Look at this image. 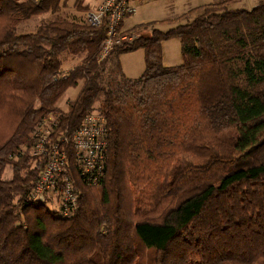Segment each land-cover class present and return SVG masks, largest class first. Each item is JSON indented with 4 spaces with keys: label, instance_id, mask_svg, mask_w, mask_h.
<instances>
[{
    "label": "trees",
    "instance_id": "trees-1",
    "mask_svg": "<svg viewBox=\"0 0 264 264\" xmlns=\"http://www.w3.org/2000/svg\"><path fill=\"white\" fill-rule=\"evenodd\" d=\"M232 2L194 7L100 58L105 19L70 20L61 0H0V101L12 116L0 140V264H134L150 250L157 264H264V0ZM173 37L182 63L169 66L161 45ZM137 49L144 69L128 78L117 57ZM65 53L82 59L61 74ZM93 111L105 118L102 169L86 182L65 144L78 197L65 217L30 197L42 167L30 133L50 113L70 136Z\"/></svg>",
    "mask_w": 264,
    "mask_h": 264
},
{
    "label": "built area",
    "instance_id": "built-area-1",
    "mask_svg": "<svg viewBox=\"0 0 264 264\" xmlns=\"http://www.w3.org/2000/svg\"><path fill=\"white\" fill-rule=\"evenodd\" d=\"M35 2L39 0H33ZM89 6L85 10V20L91 25H98L105 19L106 39L100 58L104 57L115 39L118 26L134 8L129 0H85ZM54 115L43 117L30 133L29 152L41 162V171L30 189L32 200L54 205L65 217L73 215L78 209V197L73 184L66 174L67 154L65 144L71 141L75 149V160L83 179L92 184L97 181L95 173H100L106 152L105 118L93 111L87 113L79 126L67 136V132L55 133ZM50 208V207H49Z\"/></svg>",
    "mask_w": 264,
    "mask_h": 264
},
{
    "label": "rangeland",
    "instance_id": "rangeland-1",
    "mask_svg": "<svg viewBox=\"0 0 264 264\" xmlns=\"http://www.w3.org/2000/svg\"><path fill=\"white\" fill-rule=\"evenodd\" d=\"M209 0H134L133 4L135 6V12L127 15L118 26L119 31L115 35V39H119V42L122 41H132L135 37L145 36L148 31L151 29H159L161 31H166L172 27H175L178 24H181L186 21V19H178L179 16L188 12L190 9L196 7L197 4H201L203 2H208ZM61 10L60 14L68 19H80L83 21L85 18V11H81L77 9V2H81V6H89V4L85 0H61ZM257 0H234L230 4V7L235 5L234 7L251 9ZM87 6V8H88ZM86 8V9H87ZM85 9V10H86ZM53 17V14H45L44 16L34 17L31 20L22 24L19 31H34L36 27L39 25L41 20H49ZM124 35V36H122ZM162 54L163 61L169 66L179 65L182 63L181 52H180V41L178 38L173 37L162 42ZM119 63L121 64V72L124 76L128 78H137L138 71L144 69V60H143V50L138 49L130 52H124L118 55ZM63 63L61 66V74H66L70 69L74 68L78 65L82 59V56H72L70 54H63L62 56ZM110 65L108 63L105 66L104 73H107V69ZM129 72V73H127ZM104 76L107 74H103ZM133 75V76H132ZM140 76V75H139ZM81 87L80 82L75 87H70L65 90L60 99L57 102L58 110L66 111L67 105L66 102L68 100H72L76 94L78 93ZM6 104L0 101V140L3 135L6 133L10 127V123L12 121V116L9 112V109ZM98 104L95 106L97 107ZM52 114L48 113L47 116H51ZM3 177L9 178L11 175L10 166H6L3 171ZM90 193L97 198L98 188L93 187L90 190ZM98 200V198H97ZM50 209L55 208L54 205H48ZM147 251V250H144ZM151 254L149 258L145 256L141 258L139 261H135L134 264H157L153 263L154 255L153 251L150 250ZM153 255V256H152ZM150 257H152L150 259ZM226 264V263H224ZM232 264V263H228ZM236 264V263H233Z\"/></svg>",
    "mask_w": 264,
    "mask_h": 264
},
{
    "label": "crops",
    "instance_id": "crops-1",
    "mask_svg": "<svg viewBox=\"0 0 264 264\" xmlns=\"http://www.w3.org/2000/svg\"><path fill=\"white\" fill-rule=\"evenodd\" d=\"M133 1L134 0H129V3H130V5L134 8V12H135V6H134V4H133ZM214 0H209L208 2H203V3H201V4H197L196 5V7L197 6H200V5H203V4H206V3H211V2H213ZM230 6V5H229ZM235 5H233L232 7H234ZM236 8V7H235ZM125 20V19H124ZM124 20H123V22H124ZM152 30V29H151ZM151 30L150 31H148L147 33H146V35L145 36H149L150 35V32H151ZM138 50V49H137ZM163 63L165 64V65H168V64H166L164 61H163ZM120 66H121V64H120ZM142 71H143V69H141L140 70V72L138 71V76L142 73ZM127 73H129V72H127ZM133 76V75H132Z\"/></svg>",
    "mask_w": 264,
    "mask_h": 264
}]
</instances>
